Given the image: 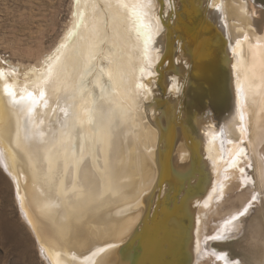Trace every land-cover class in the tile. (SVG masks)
I'll use <instances>...</instances> for the list:
<instances>
[{"label": "bare ground", "instance_id": "1", "mask_svg": "<svg viewBox=\"0 0 264 264\" xmlns=\"http://www.w3.org/2000/svg\"><path fill=\"white\" fill-rule=\"evenodd\" d=\"M173 1L175 22L166 12ZM242 1L71 0V21L40 64L21 75L0 65V153L50 264H182L206 215L190 203L200 191L243 189L249 150L264 186L259 136L237 113L225 117L230 86L241 108L247 95L252 119L264 105V7ZM234 17L261 31L239 26L244 37L233 41ZM216 53L221 66L212 69ZM192 66L226 82L211 94L193 85L186 97ZM213 107L230 130L218 129ZM251 203L204 237L207 262L234 264L212 244L236 236ZM186 221L197 229L188 239ZM0 232L26 251L10 219Z\"/></svg>", "mask_w": 264, "mask_h": 264}, {"label": "rangeland", "instance_id": "2", "mask_svg": "<svg viewBox=\"0 0 264 264\" xmlns=\"http://www.w3.org/2000/svg\"><path fill=\"white\" fill-rule=\"evenodd\" d=\"M253 1H255L256 5L264 7V0ZM224 3L228 4V8H239L243 1L223 0ZM173 8H175L174 1L166 6V12L170 14ZM179 8L182 7L179 5ZM54 14H56L55 22L53 21ZM72 14L71 0H63L61 5L59 0H0V65L9 67L15 70L18 75H21L24 68L40 64L43 61L42 58H46L45 56H48L52 52L55 45L62 38L64 31L71 21ZM175 16L174 13H171V17H174V22L177 18ZM183 18L190 20L188 14L185 16L183 13ZM227 23H229L232 29L231 38L233 41L244 37L241 33H238L239 26L241 29L250 27L252 33L261 31L260 24L255 22L244 23L238 21V18L236 19L235 17L228 18ZM195 26V23H191L186 26L187 29L185 31V35H187L186 40L192 43L195 42L197 36ZM211 66L212 69L221 66L219 53H216L214 56L213 65ZM204 68L205 70L200 68V73L197 76L194 72V66H192L191 70L184 71L187 82H189L185 83L184 94H186V97L187 90L189 88L193 90V85L204 90L207 94H211L214 85H223L222 83L225 81L226 76L223 80V77L217 72L216 78L213 79L208 74V69ZM158 87L159 85L155 82L151 84L152 90L161 95V99L168 100L169 96H165L161 88L158 89ZM228 95L231 107L229 112L225 114V117H228V114L231 116L234 115V112L237 113L240 115L242 121H246V126L249 128L252 138L253 130L259 136L260 143L257 145L259 151L258 158L260 163L263 164L262 168L264 169V105H262L263 107H260V104L258 105L255 111L256 117L252 119V110L247 95L245 94L244 96L245 106L243 108L235 100L234 88L231 86ZM205 98L207 99L208 96ZM201 99L198 96L194 97L195 102ZM213 110L216 114L218 129H223L226 126L230 130V126L226 125V122L221 118L223 111H219L215 107H213ZM137 128H139L138 124ZM247 146L248 143H246ZM248 154L254 161V167H247V172L244 175L248 180V184L246 183L243 189H238L237 184L234 183L230 190L228 188L218 189L226 191V194L223 196H221L222 193L218 192V190L216 192L212 190L209 193L200 191L198 197H194L191 200L192 207H195L199 200L200 204L204 205L207 210H205L206 215L201 220V227L198 228L199 236L196 239L197 242L191 241V246H185L182 264H216L213 261V263L211 261L207 262L208 256L204 249V237L211 236L210 233L213 231V228L217 229L218 225L220 226L223 221H227L225 219L228 216L230 217L233 213L242 211L245 208L243 204L250 200L252 201L250 211L241 219L240 229L235 234L236 236L226 241H215L212 244V249L216 250L219 254L227 253L234 264H264V186L256 174L255 157L251 154L250 150ZM235 156H237V153ZM4 163V157L0 153V231L5 221L10 219L14 229L20 234L21 240L26 241L28 247L25 252H22L20 250V243L17 242V245L16 241H7L0 232V264H50L44 248L38 243L35 234L22 213L21 204L16 192L17 182L9 173ZM210 194L213 196L209 197ZM256 197L259 198L261 203L253 201ZM214 213L217 214L213 218L215 221L209 224L208 219ZM185 224L188 230L186 239L192 234L197 235L196 224L189 221H186ZM203 228H205V232ZM16 247L18 251L15 250ZM192 256H194V260Z\"/></svg>", "mask_w": 264, "mask_h": 264}]
</instances>
